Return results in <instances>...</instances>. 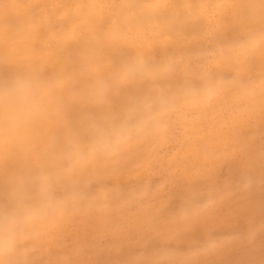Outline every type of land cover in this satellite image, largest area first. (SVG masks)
I'll use <instances>...</instances> for the list:
<instances>
[{
	"label": "rangeland",
	"instance_id": "rangeland-1",
	"mask_svg": "<svg viewBox=\"0 0 264 264\" xmlns=\"http://www.w3.org/2000/svg\"><path fill=\"white\" fill-rule=\"evenodd\" d=\"M243 3L247 6H243ZM261 4L260 0H99L92 13L96 11L94 14L100 12L102 15L103 10L113 18L115 40L112 72L102 74V57L98 55L97 66L101 74L96 79L101 85L102 96H107L104 77L113 83V117L116 122L109 138L118 143L123 141L122 138L124 142L128 141V145L123 142L125 149L120 150L128 149V154L135 153L134 157L129 155L133 159L129 157L133 163L130 162V165L135 168L126 163L131 167L128 168L131 172L124 179L120 173L126 168L120 167L123 169H118L121 171L118 176L113 170L106 173L109 167L102 166L105 168L103 172L109 175H106L104 182L111 180V185L104 183L101 192L105 198L103 200L111 207L104 209L109 219L106 215V220L101 218V223H98V214H91L96 224L77 212L65 214L64 228L52 230L55 241L51 238L49 241V236H46L45 242H42L43 239L39 241L41 247L47 244L53 246H49L50 252L45 257L47 260L43 261L48 264H264V239L258 234L256 240L249 244L242 238L249 228L259 233L264 220V164H257L260 145L255 147V138L264 139V52L256 51L241 59L231 50H219L222 44L243 40L250 34L264 30V7L261 8ZM100 28L105 29V22L101 21ZM8 34L10 37L11 33ZM210 73L211 77L222 82L210 85ZM158 80L164 83L158 84ZM148 83L152 90L144 89ZM187 85L202 91L199 94H185ZM130 112L131 119L128 118ZM144 112L148 114L145 116ZM140 124L143 127L146 125V128L143 129ZM132 141H137V148H144L133 152L136 143ZM202 143L213 155L215 153L216 160L219 159L216 163L221 161V168L212 159L208 160L211 151L207 150L208 155L203 152L210 156L207 160L206 157L201 160L203 154L198 149ZM191 148L197 149L200 154L195 149L192 153ZM126 151L122 156L127 155L128 158ZM139 151H142L144 159L147 156L145 152L149 151L147 162L142 156L139 157ZM227 152L229 156L233 153L232 165ZM247 152L251 153V158ZM100 154V157L104 155L102 152ZM194 154L200 158L198 161ZM185 156L184 163L182 160ZM137 157L143 160V165L141 159L136 161L139 160ZM194 161L198 167L199 164L206 167L205 162L210 164L209 168L213 163L216 165H213L212 170L208 168V171L207 167L200 165L202 168L199 169H205L208 175L204 173L207 179L202 178V181H206L203 182L205 186L200 183L198 187L201 193L196 198L201 203L191 208L190 203H187L191 196L185 191L192 185L187 187L186 183H193L196 172L200 174L198 167H195L197 164L192 166ZM111 163L115 164L112 160ZM255 163L260 167L254 166ZM106 164L107 161L103 162L104 166ZM98 167L94 166L96 171L93 172H97ZM190 167H195L196 171ZM132 170H136L134 174ZM95 172L92 174V169L88 171V175H93L90 180L93 186L96 184L94 175L102 176L100 172L99 175ZM111 172L115 178L108 180L113 178ZM137 172H140L139 176ZM136 173L138 177H134ZM185 174L187 176L183 178ZM120 176L129 187L123 185L125 183ZM98 177L96 182L100 184L103 179ZM128 180L133 181V185L128 184ZM246 180H251L252 186L245 191L242 200L240 188ZM55 184L57 188L54 187V194H48V187L45 199H50H43L42 202V208L47 204L45 208L48 207L49 213L44 211L51 223L58 221V214H53V209L58 204L62 205L60 200L65 190L62 182L59 183L62 184L60 187L57 182ZM212 185L215 187V190L212 188L214 192L211 191ZM71 191L69 188L68 192ZM113 191L115 197L105 196ZM173 195H176L175 199ZM170 197L177 203L186 202L190 207L187 210L189 214H179L181 228L173 230L169 226L170 222L164 226L158 224L157 217L171 214H152L149 216L150 223H153L151 228L148 223L144 224L154 202L161 204V207L171 205ZM51 199L53 202L58 200V204H50ZM209 200L214 202V206L205 208ZM145 208L148 211L143 212L147 210ZM108 210L112 214L107 213ZM152 216L156 218L154 221H151L154 218ZM115 225L123 227L114 231ZM67 231L73 235L67 237ZM235 235L241 238L230 246L202 254V250L212 242ZM160 238H163L162 241ZM56 245L58 248H55Z\"/></svg>",
	"mask_w": 264,
	"mask_h": 264
},
{
	"label": "bare ground",
	"instance_id": "bare-ground-1",
	"mask_svg": "<svg viewBox=\"0 0 264 264\" xmlns=\"http://www.w3.org/2000/svg\"><path fill=\"white\" fill-rule=\"evenodd\" d=\"M98 3L99 0H0V194L2 196L0 199V264H48L43 259L47 260L45 257L48 256L49 246L52 244L41 247L42 244L39 241L42 239V242L46 241V236H49V241L50 238L55 239L52 230L56 227L64 228L66 221L63 222V217L65 214L77 212L86 220L92 219L90 221H95V223L97 221L101 223V218L106 220L104 216L107 214L104 209H109L110 204L104 201L105 198L101 192L104 183L110 184V179L115 178L111 172L113 178L110 177L108 179L110 181L105 180L106 182H104L106 173L109 174L110 170H113L118 174L121 172L118 169L124 167L126 171L120 168L123 169V173L120 174L125 179L127 177L124 176L131 172L128 170L129 166L135 168L130 165L135 153H130L132 156H129L128 149L124 150L128 154V158H126L127 155L122 156L124 151L120 150V148L125 149L122 145L127 144L128 141L124 142V138H122L123 141L118 140L120 142L118 143L117 141L112 142L113 140L109 138L116 122L113 117L115 102H112L115 100L113 83L106 76L104 77L107 100L101 102L103 97L100 92L101 85L96 79L97 75L101 74L98 72L97 57L98 55L102 57V74L111 73L115 25L113 18L103 10L102 15L100 12L94 14L96 11L92 13ZM243 6L247 5L243 3ZM263 7L264 4H261V8ZM101 21L105 22L104 30L100 28ZM8 32L11 33L10 37ZM121 33L122 31H120ZM157 83L162 84L164 81L158 80ZM148 84H146L147 88L144 86V89L152 90ZM147 114L148 112H144L145 116ZM68 126L78 130V155L75 152H69L66 148L65 137L68 133ZM145 126H142L143 129L146 128ZM54 136L61 137L60 144H53ZM148 136L146 135V137ZM146 137L144 138L147 139ZM255 140H257L255 147L260 145V157H258L257 164L259 162L264 164V139L255 138ZM116 143H118L119 149ZM134 143L135 146L133 144L132 146L136 148H133V152L135 150L137 152V149L143 147L137 148V141ZM201 146L198 151L201 154L203 152L206 154L209 149L203 143ZM204 146L206 151H201ZM193 149L195 148H191L192 153L197 151V149ZM198 151L197 153H199ZM101 152L104 157L99 156ZM141 152H138V154L140 153L139 157L143 155ZM148 152H145L147 156H149ZM192 153L190 154L192 155ZM204 154L201 160L204 157L207 160L210 156V154L209 156ZM249 154L251 158V153L247 155ZM189 155L188 158L191 156ZM232 155L233 153H230V156L228 154V159L231 161L227 159L231 165L233 164ZM143 156L142 159L147 162L148 157L146 156L144 159ZM196 156L194 154V158H197L196 161H198L200 158ZM211 156L208 160L212 159L215 161L214 163L219 160H216L215 153ZM223 156L225 157V155ZM217 157L219 158V155ZM109 158L115 163H111V168ZM136 159H139L136 161H140L141 158L137 157ZM142 159L141 164H144ZM102 160H105L104 163L107 161L108 165L104 166L103 162L101 165L99 162ZM136 161H134L135 164ZM185 161L186 159L182 160L184 163ZM210 163L212 164V162ZM214 163L212 167L217 164ZM220 163L221 161L217 165L221 168L222 164ZM124 164L128 167L123 166ZM205 164L207 168L203 166L204 164H199L198 167L196 162L192 166L196 165L197 170L203 166L208 171L209 163L205 162ZM257 164L255 163L254 166H263V164ZM98 165L100 170L102 168L101 171L96 168L100 173L93 169ZM102 166L109 167V171L103 172L105 168ZM139 166L137 165V167ZM137 167L136 170H138ZM195 167L189 169L194 171ZM113 168H116L118 172ZM211 168L209 170H212ZM91 169L92 174L95 172L102 175L100 177L94 175L95 181H93L97 184L96 177H98L103 179H101L102 183L99 180L100 184L92 185L93 182L90 180L93 175H88V171L91 172ZM232 169L236 170L234 166ZM93 170L95 171L93 172ZM136 170H132V173ZM202 172L206 173L205 169L204 171L200 170V174ZM42 173L46 175V180L42 178ZM132 173L131 175L134 174ZM137 173L139 176L140 172ZM137 173L134 177H138ZM200 174L196 172L193 183L185 182L187 187L192 184L187 190L185 189L186 191L184 190L187 195L191 196L190 202H187L190 203L191 208L201 203L196 197L201 193L198 187L207 179L204 178L207 173ZM197 175L199 176L197 177ZM186 176L185 174L183 178ZM123 178L121 180L125 183L126 180L124 181ZM202 178L205 180L202 181ZM56 182L58 184L62 182V186L65 184L63 187L65 190L62 191L65 196L64 193H61L63 195V199L60 200L61 206L57 203L58 200L55 201L56 203L52 199L51 202L48 201L52 205L58 204L53 209V214H58V221L51 223L52 221L45 215L47 204L44 203L45 206L42 208V202L50 199H45L48 187L49 189H51L50 186L52 187V191L48 189V194L50 196L51 193L54 194L53 189L55 186L57 188ZM126 183L122 184L129 187ZM129 183L133 185V181L128 180ZM61 185L59 184L58 187ZM213 187L212 185L211 189ZM69 188L72 190L71 193L68 192ZM214 190L211 191L214 192ZM112 193H106L105 196L108 194L115 197L114 191ZM245 194V191H240L242 200ZM173 196L175 199L176 195ZM172 197L170 198L173 204L171 202V205L166 204L161 207V204L154 202V205L149 209L151 212L146 215L151 217L152 214H171L166 217H162V215L157 217L158 224L164 226L165 223L170 222L169 226L177 231L182 224L179 214H189L187 210H190V207L186 202L188 208L184 202L173 201ZM106 199L110 200V197ZM110 210L112 211V209ZM145 211L148 209L143 212ZM102 213L103 217H101ZM91 214H98L100 218H96L94 215L96 221L93 216H90ZM109 214L112 213L109 212ZM107 217L109 219L110 216L107 215ZM150 217L147 218L149 222L145 219L146 217L141 219H145L144 224L148 223V227L151 228L153 223H150ZM155 219L154 217L151 221ZM91 224L94 225V223ZM196 228H200V226H196ZM71 233L67 231L66 236L70 237L68 235Z\"/></svg>",
	"mask_w": 264,
	"mask_h": 264
},
{
	"label": "snow or ice",
	"instance_id": "snow-or-ice-1",
	"mask_svg": "<svg viewBox=\"0 0 264 264\" xmlns=\"http://www.w3.org/2000/svg\"><path fill=\"white\" fill-rule=\"evenodd\" d=\"M261 3L264 4V0H261ZM208 35V33H206ZM228 49L234 52L238 57L241 59H245L251 54L255 53L256 51L264 52V30H261L258 33H253L248 35L245 39L239 40L232 42L230 44H222L219 46V50H224ZM210 72V69H209ZM222 81L215 79L214 77H211L210 73V79H209V84L210 85H219ZM202 90L200 88H195L192 87L191 85H187L185 89V94L188 93H194V94H199ZM208 91V96L210 98L211 96V89L207 90ZM107 96L102 97V101H106ZM132 113L130 112L128 115V118L131 119ZM79 133L77 129L72 128L71 126H68V133L65 137L67 140L66 148L69 152H75L77 155L78 149H79V142H78V137ZM61 143V137L60 136H54L53 137V144L57 145ZM70 171V169H68ZM42 178L46 180V175L44 173L41 174ZM262 183H264V177H262ZM252 186V181L251 180H246L240 188V191H247L250 187ZM214 206V202L209 201L208 204H206L204 207H212ZM123 226L122 225H115L113 230L114 231H119L121 230ZM261 237V239H264V220H262L260 228H259V233L257 230L249 228L247 233L243 235V239L251 244L253 243L257 235ZM241 237L239 235L235 236H229L224 238L223 240L220 241H214L212 242L207 248L202 250V254H210L212 252L218 251L222 248L230 246L233 241L240 239Z\"/></svg>",
	"mask_w": 264,
	"mask_h": 264
}]
</instances>
